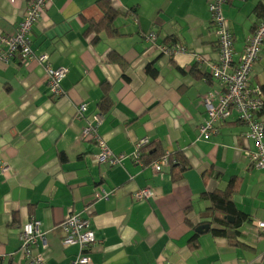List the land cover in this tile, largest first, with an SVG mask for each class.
I'll return each mask as SVG.
<instances>
[{
  "label": "crops",
  "instance_id": "crops-1",
  "mask_svg": "<svg viewBox=\"0 0 264 264\" xmlns=\"http://www.w3.org/2000/svg\"><path fill=\"white\" fill-rule=\"evenodd\" d=\"M30 1L0 0V167H8L0 169V264H40L38 257L71 264L81 248L62 241L73 214L95 232L92 264H264V168L250 157L257 146L244 138L248 127L234 114L209 139L200 135L212 120L204 97L217 105L223 92L212 76L220 53L208 0H54L29 38L36 55L68 70L60 95L36 60L4 58L2 38L17 33ZM105 4L118 14L115 31L106 29ZM223 10L238 63L264 18V0H229ZM174 47L183 50H163ZM249 86H264V50ZM89 126L118 164L95 161L97 138L82 137ZM142 140L156 160L173 157L161 173L136 164ZM172 163L186 167L180 180ZM232 179V200L250 219L238 247L196 232L211 206L203 196L226 191ZM143 188L154 196L138 200ZM33 221L43 236L28 257L21 232ZM195 234L198 249L190 245Z\"/></svg>",
  "mask_w": 264,
  "mask_h": 264
},
{
  "label": "built area",
  "instance_id": "built-area-1",
  "mask_svg": "<svg viewBox=\"0 0 264 264\" xmlns=\"http://www.w3.org/2000/svg\"><path fill=\"white\" fill-rule=\"evenodd\" d=\"M54 0H31L23 20L18 26L17 33L13 36L3 37L2 42L7 46L4 58L9 61L14 56H19L21 63L28 65L31 61L36 60L40 65L45 67L48 78L50 91L53 95H60L61 81L66 76L68 70L64 67L53 68L49 63V55H36L29 38L30 32L38 24L43 12ZM229 0H208L209 9L213 15V23L216 25V34L218 36L219 61L212 67V76L221 82L223 92L219 96V103L214 105L213 95L204 97L203 102L211 115V123L200 127V135L209 139L214 132L215 125L221 121L231 118L234 114L242 121L248 130L244 133V138L252 140L257 146V153L251 154L253 162L259 167L264 168V117L259 113L264 107V94L260 87L251 88L249 79L254 70L256 63L259 61L264 50V18L253 33L248 37L244 50L240 56L239 62L235 63L234 38L225 17L223 7ZM172 55L182 52L183 49L174 47L173 49H163ZM87 110L86 105H82L79 112ZM84 139L97 138L96 129L92 126L86 127L82 131ZM101 152L95 157L98 163L110 162L113 165L121 161V157L114 156L113 151L107 143L97 138ZM147 141L142 140L138 151L134 157L136 164L145 165L140 148ZM169 156L162 158L151 164L152 169L161 173L163 167L169 166ZM7 165H1V171L7 170ZM101 198V194H95ZM138 200L151 198L154 191L151 188L140 189L135 195ZM104 197L108 198L105 194ZM40 221L27 223L21 232L22 249L26 256L31 255V249L36 243L37 237L43 236L40 232ZM65 237L63 244L65 247L79 245L81 250L73 259L71 264H92V259L87 251L96 245L97 239L94 230L91 228L89 221L82 217L81 214H73L63 223ZM258 227L264 233V222H259ZM37 263L44 264V258L38 257Z\"/></svg>",
  "mask_w": 264,
  "mask_h": 264
},
{
  "label": "trees",
  "instance_id": "trees-1",
  "mask_svg": "<svg viewBox=\"0 0 264 264\" xmlns=\"http://www.w3.org/2000/svg\"><path fill=\"white\" fill-rule=\"evenodd\" d=\"M105 4V14H106V21L105 26L106 29L111 31H115L113 27L115 17L118 14H113L112 9L106 7ZM112 23V24H111ZM111 24V25H110ZM156 76V75H155ZM263 94H264V86L261 87ZM100 107L102 111H107L110 108L109 100L106 96L103 97V100L100 102ZM260 117H264V107L262 111L259 113ZM239 120V119H238ZM242 123V121L239 120ZM244 124V123H243ZM152 150L149 149V146L143 145L140 148L141 158L146 166L151 165L153 162L157 161L154 157V153L151 152ZM163 155L160 157L162 158ZM159 158V159H160ZM170 162L173 157H169ZM173 162V161H172ZM186 167H181V170H178V166H175V163H172V177L174 180H180L183 177L184 170ZM177 170V172H173V170ZM237 179H232L229 183V187L226 191H216L210 194H205L203 196L206 201H210V208L209 211L204 213L201 216L203 219L202 225L209 224L211 226V230L209 231L216 238H225L228 242L233 246H240V242L238 239L242 235V227L245 223L249 222L250 219L247 215L240 212L234 201L232 200V196L235 192V183ZM232 218L234 221H230L229 219ZM200 237L199 234H195L194 237L190 240V245L193 249H198V238Z\"/></svg>",
  "mask_w": 264,
  "mask_h": 264
},
{
  "label": "water",
  "instance_id": "water-1",
  "mask_svg": "<svg viewBox=\"0 0 264 264\" xmlns=\"http://www.w3.org/2000/svg\"><path fill=\"white\" fill-rule=\"evenodd\" d=\"M230 221H234V219L230 218ZM211 230V226L209 224L201 225L196 229V232L202 234L204 232H209Z\"/></svg>",
  "mask_w": 264,
  "mask_h": 264
}]
</instances>
